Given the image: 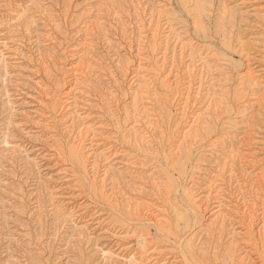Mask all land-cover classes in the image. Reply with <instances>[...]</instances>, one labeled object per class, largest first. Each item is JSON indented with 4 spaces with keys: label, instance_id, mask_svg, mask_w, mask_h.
Instances as JSON below:
<instances>
[{
    "label": "rangeland",
    "instance_id": "374dc122",
    "mask_svg": "<svg viewBox=\"0 0 264 264\" xmlns=\"http://www.w3.org/2000/svg\"><path fill=\"white\" fill-rule=\"evenodd\" d=\"M17 10L25 14L9 27ZM155 21L157 52L149 29ZM167 34L169 57L183 44L184 53L201 52L211 67L197 70L201 96L187 119L174 85L164 87L175 78L170 59L162 70L156 64ZM79 47L85 60L77 59ZM0 50V264H121L106 262L103 251L138 252L136 235L147 239L150 264H264L257 234L264 220V87H239L249 69L264 80V0H0ZM141 58L155 86L138 105V119L147 121V107L154 126L140 128L151 133L139 146L127 141V131L136 117L131 100ZM73 87L77 110L96 128L82 145L64 108ZM193 115L197 126L181 152L179 135ZM5 134L10 146L2 143ZM92 145L116 171L105 175L104 162L93 171ZM232 151L239 181L225 170L218 187L232 212L208 229L210 213L192 202L190 190L200 187V204L206 182L221 175L218 158ZM119 188L160 215L158 222L150 211L144 216L111 202ZM244 204L253 211L244 213Z\"/></svg>",
    "mask_w": 264,
    "mask_h": 264
},
{
    "label": "bare ground",
    "instance_id": "6f19581e",
    "mask_svg": "<svg viewBox=\"0 0 264 264\" xmlns=\"http://www.w3.org/2000/svg\"><path fill=\"white\" fill-rule=\"evenodd\" d=\"M222 9H224V8H222ZM25 10L26 9H24L23 11H25ZM227 10H228V8H227ZM15 14L16 15L14 17H12V19L8 20V22H7V25L9 27L11 25L10 22H14L15 23V22L19 21L22 18V15L25 14V13L24 12H18V10H17L15 12ZM152 16H154V15H152ZM152 16H151V18H152ZM151 21L153 22V18L151 19ZM151 21L149 23H151ZM156 21H158V20H156ZM156 21H155V24L154 25H151V26L149 25V27H150L149 29H151V32H152V35H151L152 39H151V41L153 42L152 50L154 52L157 50L156 47L159 45L158 44V40L160 38H159L158 32L161 29V25H159L158 22H156ZM140 22H141V20H140ZM169 35L170 34L164 35V38L162 40V44H163L162 48L163 49L161 50L162 52H161L160 56L158 55L159 57L156 58L157 59L156 60V64L159 66L158 69L162 70L164 68V66L166 65V62L170 59L171 67L169 66V68H170L169 71L170 72L171 71L174 72L175 78L172 81V83L169 80H168V82H167V80H165L167 82V84L165 83L166 85H164V87L167 86V88H168V87H172V85H174V88L172 90L173 97H177V96L181 95L182 102H180L178 104L180 105L182 118L187 119L188 114L190 113V109H192V108H194L196 106L195 105V102L198 100L199 96H201V90L199 89L200 86L199 87H194V80H195V77H196V74H197V70H199V72L203 71L205 69V67L207 66V61L208 60H206V57L205 56H202L203 54H201V52H200V55L198 54V56H194L191 53L190 54L184 53V51L185 50H189V48H187L182 43H181L182 45L180 46V48L178 50L176 48H173L172 49V51H171L172 55L169 57V52H167V50H168V45L167 44L170 41L169 40ZM176 40H178L176 42L179 43V41H180L179 38L176 39ZM4 44L6 45L5 42H4ZM246 45H249V44H246ZM244 46L243 45L240 46V48H241L242 51L244 50V48H243ZM76 47H78V46H76ZM76 49H78L77 50V53H76V55L78 56L77 59L80 58V60L81 59L85 60L87 58V55H86V58L84 59L85 53H84V55L83 54L82 55H79V52H80L81 48L79 47V48H76ZM82 50H83V48H82ZM3 51H1V53H0V66L5 65L4 63H5V57L6 56L4 55V52ZM83 52L84 51H82V53ZM244 56L248 60L247 55H244ZM185 58H187V59H185ZM184 59L187 60V61L184 62L185 61ZM138 62L139 63L137 65V71H136V74H135L136 80L133 78L134 81H136V84H135L136 88L133 91L132 100H131V102H132L131 107L133 108L132 113L136 117L132 120V126L130 125V129L127 131V137H130V138H128L129 140H127V141H129V142L132 141V142H134L135 145H139V146L141 145L142 146V145H144V142L145 143H148L149 142V139H147V138H149L150 133H151V130L154 129V126H153V123H152V119L149 118L151 114H150L149 108L147 109V107H146V109H144L145 107L142 109V111H143L142 114H144V113L146 114L147 121L144 122V123H142L143 122L142 119H138L139 118V116H137L138 115V113H137L138 111L137 110H138V107H139L138 105H139V102L149 101V98H148V95L146 94V90L145 89L148 88V87H154L155 85H154L153 79L147 77V72H150V70H148V68L146 66V64H148V60L146 58L145 59H142L141 58ZM130 63L131 62L128 61L125 66L128 67ZM184 63H186V64L184 66L183 72L181 73L179 71H181L182 66H183L182 64H184ZM79 64H81V62H79ZM208 66H210V65H208ZM208 66L206 68L208 69V71H210L211 70L210 69L211 67L209 68ZM247 68H249V64H248V67ZM78 69H81V68H78ZM91 70H93V69H91ZM72 71H73L74 74H76V77H77L76 69L73 68ZM254 72L255 71H253L252 69L251 70L249 69V71H247L245 73V76L244 75L242 76L243 78H242V81L240 82V85L241 86H239L241 89L244 90L247 87L250 89L251 87H253L254 85L259 84V83H260V85L263 84V87H264V80L261 81V82L260 81H257V76H256V74H254ZM83 74H85V73H83ZM215 80H217V79H215ZM77 81H79V80H77ZM78 83L75 82V84L73 86H76ZM200 83H201V81H200ZM215 85L216 84H214V83L212 84V86H215ZM181 86H183V88H181ZM78 88L73 87V89L70 91V93L67 94V100H66L67 101V104L64 106V108H68V110H69L68 112L73 113V115L69 114V116L71 115L70 117L67 116L69 118V120H67V121H71V126L69 125L70 126V131H72L73 128H76V125L77 124L79 125V126L77 125L78 126V129H79L78 130V132H79V137H78V140L79 141L78 142L81 143L80 145H82V143H84V139H85V137L87 135H93L94 137L96 136V128L93 127V125H91V124L88 123L89 120H88V117L87 116H84L83 113H80L77 110V107H79L78 106V99H77V90H78ZM217 88H219V87H217ZM214 90L216 91V88H214ZM242 93H246V92H242ZM242 93H240V95ZM195 117H197V116H195ZM193 118H194V115L189 118V120L187 121L188 122L187 125H185L183 127V130L181 131V134L179 135L180 138L178 137L179 138L178 139L179 140V144L178 145H179V148H180L181 152H182L183 149H185V148H187L189 146V144H190L189 143V140L193 136L192 135V132H194V128L197 126L198 119H196V118L193 119ZM144 124L147 127L146 129H151V130H148L146 132L140 130V128ZM188 128L192 129L190 131L191 133L188 132V130H189ZM68 129H69V127H68ZM70 131L68 130V132H70ZM4 138H5L3 140L4 142H2V143H5L6 145H9L10 143L7 141V134L4 135ZM78 145H77V147H80ZM91 151H92V153L91 154H88L89 155L88 157H90V159L92 161V168H93V171L94 172L95 171H98L99 165L101 163H103V162L107 165L106 166L107 169L105 170V175L108 174V173H110V172L116 171L114 169L115 167H112L114 165L111 164L112 160H110V156H108L107 154H100V153L97 154V146L95 147L94 145H92V148H90V152ZM176 155H177V157L180 156V154H176ZM238 155L239 154H234V151H232L230 153V158H229V154L227 156L223 155V158H218V160L220 159V162H219V164H218L217 167L219 168V171L221 172V175H217L215 179L213 178L214 180L211 179L208 182H206L205 190H206V192L208 194L204 198L203 197L202 198L199 197V199L201 201L200 204H198L197 201H196V199L198 198V196L201 195V193H202L200 187H198V185L196 184L195 187L194 188L192 187V189L190 190V198H191L192 202L194 204H196L198 208H203L204 206H206L205 209H207L208 210V213H210V215H209V218L210 219L209 220L211 221V224H210V226H209L208 229H211V227L215 226V224L218 223V222H221V223L226 222L227 219H229L228 212H232V207H231L232 205L230 204L231 201L228 198L225 197V194H222L218 190V187L220 186V184H222V181H223V179H222V172H225V170H228L231 173V175H230L231 179L235 177L236 181L237 182L239 181V179L237 178V176L235 174H233L234 166H232L234 164L233 162L238 159ZM113 176H114V173H113ZM258 178H259V176H258ZM262 180H261V182H262ZM103 183H105L104 180H103ZM94 185L96 186V184H94ZM239 185H240V187H239L240 190H239L238 196H240L241 198H244L246 196V193H244L243 191H241L242 189H244L243 188L244 186H242L241 184H239ZM123 189H124V187H123ZM119 190H120V188H119ZM121 190H120L119 195H116L115 192L112 191L113 192L112 193L113 196H112L111 202L114 201V203L116 205H119V204H121L120 201H123V202H125L123 204V207H125L129 212L136 213V214H143L144 216H146V214L148 213V211H150V212L153 211V209L152 210H151V208L148 209L147 206L145 207V206H143V204H139L138 203V200L132 198L128 191H126V190L121 191ZM222 191H224V189H222ZM260 191H262V190H260ZM132 192L134 193V190ZM213 193H215L214 196H210V194L213 195ZM254 194H256V193H254ZM109 195L106 198H109L111 196V195L110 196ZM257 195H254V198L253 199H255V197L256 198L257 197H260L259 195L258 196ZM120 198H123V200H120ZM225 199H228L227 202L225 201ZM250 202H252V200L251 201L249 200V203ZM245 204L243 206L244 209L246 208V210H244L245 211L244 213H246L247 211H250L251 212V210H252L251 207L250 208L249 207H246ZM251 204H256L257 205V202L256 203H251ZM262 205H264V204H262ZM262 205H260V206H262ZM56 206H59V205L56 204ZM211 206H213V207L211 209H208ZM64 210L65 209H63V211ZM155 210H157V209H155ZM57 213H58V211H57ZM70 214H72V213H70ZM262 214H264V213H262ZM159 216L160 215H157V214L156 215H153V213L151 212V220H153L151 222H154V223L155 222H158V217ZM261 219H264V218H261ZM149 223H150V221H149ZM251 223H254L253 220H251ZM208 229H207V231H208ZM257 234H258V241H259L258 244H259V246L261 245L262 252L264 254V220H262L261 226H260ZM234 235L235 236H239V235H241V233L237 232ZM136 238L138 239V241L140 243V246L142 247V249L140 248V250L138 252L131 251V252H126V253H122V252L121 253H116L115 251H112V250H105V251H103V258L106 260V262L114 261V262H120L121 264H150L147 261V259L150 258V257L147 256L148 255L147 252H148L149 249L146 250V241H147L146 237L144 235H136ZM231 244H234V242L231 243ZM232 247H233V245H232ZM202 249H204V248H202ZM234 258H233V260H234ZM155 264H162V263H161V261L160 262L157 261V262H155ZM241 264H246L244 259L241 260Z\"/></svg>",
    "mask_w": 264,
    "mask_h": 264
}]
</instances>
